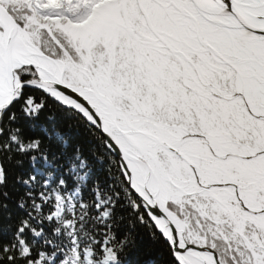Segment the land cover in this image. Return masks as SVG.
I'll list each match as a JSON object with an SVG mask.
<instances>
[{
    "label": "snow or ice",
    "instance_id": "1",
    "mask_svg": "<svg viewBox=\"0 0 264 264\" xmlns=\"http://www.w3.org/2000/svg\"><path fill=\"white\" fill-rule=\"evenodd\" d=\"M0 264H264V0H0Z\"/></svg>",
    "mask_w": 264,
    "mask_h": 264
}]
</instances>
